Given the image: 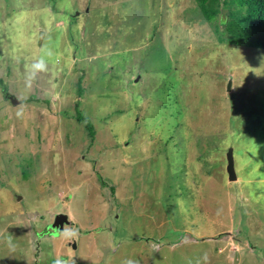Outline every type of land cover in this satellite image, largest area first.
I'll return each mask as SVG.
<instances>
[{"label":"rangeland","instance_id":"obj_1","mask_svg":"<svg viewBox=\"0 0 264 264\" xmlns=\"http://www.w3.org/2000/svg\"><path fill=\"white\" fill-rule=\"evenodd\" d=\"M222 3L0 0V264H264V51Z\"/></svg>","mask_w":264,"mask_h":264},{"label":"trees","instance_id":"obj_2","mask_svg":"<svg viewBox=\"0 0 264 264\" xmlns=\"http://www.w3.org/2000/svg\"><path fill=\"white\" fill-rule=\"evenodd\" d=\"M197 4L201 16L206 21H211L218 14V0H194ZM235 4L236 11L228 10L226 20L220 17L223 29L227 34L225 42L231 45L245 46L264 51V0H223V7ZM230 36V37H229ZM229 37V38H228ZM223 39L219 37V41ZM224 42V43H225ZM1 91L5 95L6 88L0 81ZM76 95L78 101L81 97L80 79L76 83ZM23 103L28 102L23 100ZM75 120L83 125L90 139L93 136L92 127L89 122L78 112V102L74 104ZM177 112L173 111L172 115Z\"/></svg>","mask_w":264,"mask_h":264},{"label":"water","instance_id":"obj_3","mask_svg":"<svg viewBox=\"0 0 264 264\" xmlns=\"http://www.w3.org/2000/svg\"><path fill=\"white\" fill-rule=\"evenodd\" d=\"M229 86L227 85L226 90L228 91ZM8 101L12 104V105H16L19 102L14 100L13 97H8ZM224 158H225V173H226V179L228 182H235L236 181V176H235V172H234V168H233V157H232V149L231 148H227L226 152L224 154ZM56 224V219L53 221V227H57ZM62 226V224H61ZM71 247L74 248V244H71Z\"/></svg>","mask_w":264,"mask_h":264},{"label":"clouds","instance_id":"obj_4","mask_svg":"<svg viewBox=\"0 0 264 264\" xmlns=\"http://www.w3.org/2000/svg\"><path fill=\"white\" fill-rule=\"evenodd\" d=\"M37 65H41V64L37 63L36 65H33V68H38ZM40 68H42V67H40Z\"/></svg>","mask_w":264,"mask_h":264},{"label":"flooded vegetation","instance_id":"obj_5","mask_svg":"<svg viewBox=\"0 0 264 264\" xmlns=\"http://www.w3.org/2000/svg\"><path fill=\"white\" fill-rule=\"evenodd\" d=\"M4 96H5V99H7V100H8V97H9V96H8L7 94H5Z\"/></svg>","mask_w":264,"mask_h":264}]
</instances>
